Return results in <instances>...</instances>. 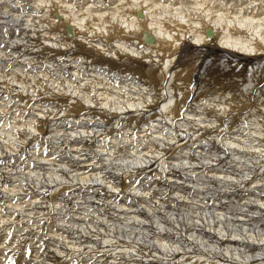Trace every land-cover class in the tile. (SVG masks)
Returning <instances> with one entry per match:
<instances>
[{
  "label": "bare ground",
  "instance_id": "obj_1",
  "mask_svg": "<svg viewBox=\"0 0 264 264\" xmlns=\"http://www.w3.org/2000/svg\"><path fill=\"white\" fill-rule=\"evenodd\" d=\"M0 96V254L264 264V0H0Z\"/></svg>",
  "mask_w": 264,
  "mask_h": 264
},
{
  "label": "rangeland",
  "instance_id": "obj_2",
  "mask_svg": "<svg viewBox=\"0 0 264 264\" xmlns=\"http://www.w3.org/2000/svg\"><path fill=\"white\" fill-rule=\"evenodd\" d=\"M17 1V0H16ZM24 5H26L27 4V2H26V4H25V2H22ZM22 4V5H23ZM42 10V12H40V13H37V14H34V17H35V19H41V18H43L44 16H45V14H46V11L44 10V9H41ZM45 12V13H44ZM28 11H25V13L23 12L22 14L24 15V16H27L28 15ZM44 15H43V14ZM42 14V15H41ZM39 15H40V17H39ZM39 17V18H38ZM58 25V24H57ZM56 28H59V26H57ZM10 69V70H9ZM6 71L7 72H9V73H13V70H11V67H8L7 69H6ZM47 78H49V80H51V79H53V80H55L56 79V77H54V76H52V75H50L49 77H47ZM35 79L37 80V81H35V82H31V81H23V85L24 84H28L29 86H28V88L30 89V90H32L33 92H34V94H37V93H41V94H43L42 93V90L44 89L45 91H47L46 92V94L48 93V94H50V87L49 86H47L48 85V83L46 82V81H44L45 80V78L44 79H42V78H40V76L39 75H36L35 76ZM41 79V80H40ZM29 82H31L30 84H29ZM44 84V85H43ZM56 84H59V85H61L62 84V81H60V82H58V81H56ZM34 85H36V86H34ZM38 85H39V87H38ZM46 86H47V88H46ZM20 86H17V91L16 92H18V91H20L21 89V93H23L24 92V89L22 88V86H21V88H19ZM20 89V90H19ZM38 90V91H37ZM18 97H20L18 100L20 101V102H22V101H26V98L25 97H23V96H21V94H19L18 95ZM0 98H1V96H0ZM6 98V97H5ZM7 99V98H6ZM0 101H2V100H0ZM25 101L24 102H22V105L25 103ZM22 108H24V106H21ZM64 107V106H63ZM63 111H64V108H63ZM4 123L3 122H0V126H2ZM25 128V127H24ZM27 128V127H26ZM30 128V127H29ZM28 128V129H29ZM35 127H31V129H34ZM29 130V131H33V130ZM38 133V131H35V134H37ZM2 133H1V128H0V147L3 145L2 144V142H6L7 141V137H9V139H8V141H13V138L15 139V138H18L17 136H9V135H7V137H4L3 136V134L1 135ZM12 134H14V133H12ZM18 139H21V138H18ZM62 149V148H61ZM2 151H0V153H1ZM60 177H62V179H64V177H63V174H60ZM24 184H26V185H28L27 184V182H23ZM31 186H34V185H31ZM58 187V186H57ZM64 195V194H63ZM66 195V194H65ZM64 195V196H65ZM100 195V194H99ZM42 197H43V195H42ZM64 199H66L65 197H64ZM42 201H43V204H44V199L42 198ZM91 201H92V199H91ZM91 201H90V203H91ZM63 202V203H62ZM62 202H60V207H62V208H64L65 206L64 205H66L65 203L66 202H64L63 200H62ZM44 205H47L46 203L44 204ZM61 205H63V206H61ZM6 209V206L4 207L3 206V208H2V210H5ZM54 215V214H53ZM10 216H11V218H10ZM9 216V218H8V221L7 220H4V221H2V223H0V231H3L4 233H7V231L5 230L6 228H7V226H9V225H11V223H7V225H6V223H5V221L6 222H12V221H14L15 219H16V217L18 216V213H12L11 215ZM38 216V215H37ZM13 218V219H12ZM39 218H41V215H39L38 216V219ZM5 223V224H4ZM4 224V225H3ZM6 226V227H5ZM3 228V229H2ZM33 229H35V228H33ZM15 230H19L18 228H16ZM6 231V232H5ZM18 232H19V234H18ZM17 232V237L15 238L16 239V243L14 244L15 246H13V248L11 249V252H10V254L6 257V256H4L3 254H0V261H2V262H0L1 264H4V262H5V264H15L16 262H18V263H16V264H19V262H21L22 263V261L24 260L23 258L21 259L20 258V256H21V253L22 252H25L26 250L25 249H23V251H21L20 249H19V247L17 246L18 244H21V243H25L24 241L26 240L24 237V234L26 233V231L25 230H22V231H18ZM24 232V233H23ZM13 233H14V231L11 233V232H9L8 233V236L9 235H11V237H13L14 238V236H13ZM19 237H21L20 239H18ZM20 240V242L18 241V240ZM24 239V240H23ZM19 242V243H18ZM3 243H4V240H0V246L1 245H3ZM15 250V251H14ZM15 252V254H14V258L13 259H11V255L13 254ZM17 256H18V258H17ZM52 256V257H51ZM3 257V258H2ZM49 257V259H47ZM46 259H44L43 260V263L45 264H56V263H58L59 262V260H58V257L57 256H54V255H51L50 254V256H48ZM51 257V258H50ZM8 258V259H7ZM16 258H17V260H16ZM11 259V260H10ZM15 259V260H14ZM8 260V261H7ZM15 262H14V261ZM11 261V262H10ZM13 261V262H12ZM77 260H74V262H76ZM35 262H39V260H35ZM32 264H35L34 262H31ZM31 263H27V264H31ZM23 264V263H22Z\"/></svg>",
  "mask_w": 264,
  "mask_h": 264
}]
</instances>
